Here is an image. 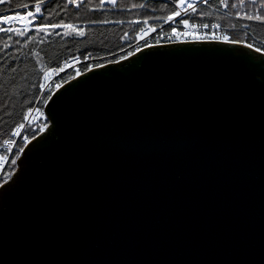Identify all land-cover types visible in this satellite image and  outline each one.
<instances>
[{
  "label": "water",
  "instance_id": "obj_1",
  "mask_svg": "<svg viewBox=\"0 0 264 264\" xmlns=\"http://www.w3.org/2000/svg\"><path fill=\"white\" fill-rule=\"evenodd\" d=\"M126 57L47 98L0 188V264H264V50Z\"/></svg>",
  "mask_w": 264,
  "mask_h": 264
},
{
  "label": "trees",
  "instance_id": "obj_2",
  "mask_svg": "<svg viewBox=\"0 0 264 264\" xmlns=\"http://www.w3.org/2000/svg\"><path fill=\"white\" fill-rule=\"evenodd\" d=\"M35 2L36 0H3L0 2V13L16 8L25 12L26 9L21 7L25 3L33 10ZM158 2L160 4L157 16L173 10L171 4L163 0ZM87 5V0L81 3L44 0L41 12L36 14L32 22L33 26L27 29L19 28L24 32L23 35L15 31H0V140L7 137L13 128L23 121L26 111L39 95L46 70L59 65L69 56L93 58L95 65L116 60L117 52L125 46L124 33L130 31L134 34L142 27L140 22L133 24L129 21L142 17L135 11L128 17H114L110 11H93V20L87 21ZM117 14L128 13L123 11ZM190 18L201 21L219 20L223 24L229 21L227 18L208 13L203 7L197 9ZM61 22L83 29L84 34L81 36L72 32L70 35H64L66 29L63 27H48L43 30L37 27L39 24L51 25ZM251 29L259 40L264 41V23H255ZM232 37L233 40H242L238 32H234ZM260 47L264 50V43H260ZM86 65L82 66V70ZM73 76L74 71H69L59 78V82ZM42 118L40 122L30 126V134L35 135L47 123L43 112Z\"/></svg>",
  "mask_w": 264,
  "mask_h": 264
},
{
  "label": "built area",
  "instance_id": "obj_3",
  "mask_svg": "<svg viewBox=\"0 0 264 264\" xmlns=\"http://www.w3.org/2000/svg\"><path fill=\"white\" fill-rule=\"evenodd\" d=\"M94 1L97 2V7L94 9H110L117 11L133 10L135 13H139L142 16L139 19L129 20L133 24L140 22L142 27L137 29L134 34H131L130 31L124 33L123 42L125 43V46L117 52L118 58L116 60L121 57H126L130 53H134L137 51V48L142 49L146 47V45L151 46L175 41H194L191 36H174L172 34L173 27L176 28L177 32L194 31L196 35L200 36H211L215 34L218 37H223L226 35L229 37V40H233V33L238 32L242 39L240 40L242 43L246 45L252 44L254 48H260L263 50L260 47V43H264V41L259 40L254 31L251 29L253 24L262 22L247 19L245 15L246 13L248 15H264V8L260 6L261 0H256L255 4H253L251 0H244L243 5L239 3V0H228L229 6L227 7L221 4L220 0H185L184 6L186 7L187 4H193L195 11L188 9L187 12H182L180 17H175L171 21L167 20V17L171 15L173 11L177 10V0H163L164 2L171 4L173 10L161 16L156 15L159 11V0H138V2H136V0H131L135 3H129L128 6L125 5V0H114V2L113 0ZM67 2H69V0H67ZM81 2H83V0H77L76 3ZM232 4H235L236 7H232ZM200 7L208 10V13L210 14L212 13L219 17L227 18L229 20L228 23L223 24L219 20L201 21L199 19L190 18V16H192ZM91 9L92 7H90V10ZM181 19L189 20L188 28H185V26L180 23ZM0 23L4 25L6 24L3 21H0ZM213 24L219 25V27L213 28ZM204 25H208V27L205 28ZM84 65H86V68L82 70V66ZM94 66L96 65L93 63V58L69 56L63 59L59 65L51 67L44 72L42 82L40 84L39 95L34 104L26 111L23 121L17 124L7 137L0 140V185H3L9 179V176L16 168V163L13 164V160L16 161L21 154L20 149H23L24 146L32 140L33 135L30 134V126L43 119V106L50 93L66 81L59 82V78L69 71H74L75 76L77 75V72L81 73ZM46 72L48 73L47 78L45 76ZM41 85H43V87H41ZM42 128L43 126L40 130ZM5 141H8V143H5Z\"/></svg>",
  "mask_w": 264,
  "mask_h": 264
},
{
  "label": "snow or ice",
  "instance_id": "obj_4",
  "mask_svg": "<svg viewBox=\"0 0 264 264\" xmlns=\"http://www.w3.org/2000/svg\"><path fill=\"white\" fill-rule=\"evenodd\" d=\"M0 2H3V0H0ZM70 3H76L77 0H69ZM114 2V0H113ZM251 2L253 4L256 3V0H251ZM220 3L223 4L225 7L229 6L228 5V0H220ZM239 3L241 5L244 4V0H239ZM44 4V0H36L35 4H34V11H27L25 15H20L19 12L16 13V15H4V16H0V21H3L5 23H11L13 20H22L25 22V26H27L28 24H31L32 22V19H35L36 18V14L37 13H40L41 10H42V6ZM185 0H177V10L173 11L171 13V15H169L167 17V20H173L175 17H180L181 16V13L182 12H187L188 9H192L193 11H195V8H194V5L193 4H187V6L185 7ZM143 6V5H141ZM232 7H236L235 4H232L231 5ZM262 8H264V0H261V5H260ZM21 7H23L24 9H28L29 5L27 3L21 5ZM246 15V18L247 19H250V20H258L262 23H264V15H260V14H252V15H248L247 13L245 14ZM180 23H182L185 28H188L189 27V20L188 19H181ZM37 27L41 30L45 29V28H48V27H53V28H56V27H63L66 29L64 35H70L72 32H75L77 35H83L84 32H83V29H78L76 28L74 25H71V24H65L63 22H61V24H39L37 25ZM205 28L208 27V25H204ZM213 28L215 27H219V25H216V24H213L212 25ZM0 31H4V32H7V33H11L13 31H15L17 34L19 35H23L24 32L19 29V28H16V29H13L11 27L7 28V29H4V28H0ZM143 31V30H142ZM172 34L174 36H184V37H188V36H191L192 40L194 41H200V40H223V41H228L230 43H233V44H240L242 43V41L240 40H229V37L228 36H223V37H218L216 36L215 34L211 35V36H200V35H196L194 31H186V32H177L176 28L173 27L172 28ZM146 47H148V45H146ZM248 48H252L253 45L252 44H248L247 45ZM137 51H140L139 48H137ZM256 51L257 52H260L261 49L260 48H256ZM129 55H134V53H130ZM128 57H121V60H125L127 59ZM117 63H119V61H117ZM96 67H103V65H96ZM62 70V69H61ZM54 71V70H53ZM80 73L77 72V76H79ZM45 76L47 78L48 76V73L46 72L45 73ZM41 87H43V85H41ZM59 87V86H58ZM49 99H51V97H49ZM48 127L47 124H45L43 126V128L41 129V131H43L44 129H46ZM33 139H35V135H33L32 137ZM5 143H8V141H5ZM20 151L22 152L23 149L21 148ZM16 161L13 160V164H15ZM9 179H11V176H9ZM0 188H3V185H0ZM0 195H2V193H0Z\"/></svg>",
  "mask_w": 264,
  "mask_h": 264
},
{
  "label": "rangeland",
  "instance_id": "obj_5",
  "mask_svg": "<svg viewBox=\"0 0 264 264\" xmlns=\"http://www.w3.org/2000/svg\"><path fill=\"white\" fill-rule=\"evenodd\" d=\"M130 4H134L135 2L134 1H131V0H125V5H129ZM87 6H88V11H86V20L89 21V20H93L94 16L91 14L93 11H98V12H104V11H110L112 12L113 16L114 17H121V16H131L132 15V11H126V10H122L120 12H118L117 10H102V9H94L97 7V2H95L94 0H87ZM34 6V5H33ZM90 7H92V9L90 10ZM19 8H16V9H12V10H7L6 12H2L0 13V16H4V15H16L17 12L20 13V15H25L27 11H34V9H26L25 12H20L18 11ZM126 12L128 14H117V13H121V12ZM35 19H32V22L34 21ZM31 22V24H28L27 26H25V22L22 21V20H13L10 24L9 23H6L5 25L4 24H1L0 23V28H31L33 26V23Z\"/></svg>",
  "mask_w": 264,
  "mask_h": 264
},
{
  "label": "bare ground",
  "instance_id": "obj_6",
  "mask_svg": "<svg viewBox=\"0 0 264 264\" xmlns=\"http://www.w3.org/2000/svg\"><path fill=\"white\" fill-rule=\"evenodd\" d=\"M106 63H107V62H106ZM103 64H104V63H103ZM100 65H101V64H100ZM89 69H90V68H89ZM81 73H82V72H81ZM81 73H80V74H81ZM76 76H77V75H75L74 77H76ZM71 78H72V77H71ZM69 79H70V78H69ZM69 79H68V80H69ZM66 81H67V80H66ZM66 81H65V82H66ZM65 82H63V83H65ZM63 83H62V84H63ZM60 85H61V84H60ZM60 85H59V86H60ZM56 88H57V87H56ZM51 93H52V92H51ZM51 93H50V94H51ZM40 131H41V130H40ZM40 131H39V132H40ZM39 132H38V133H39ZM38 133H37V134H38ZM37 134H36V135H37ZM32 139H33V138H32Z\"/></svg>",
  "mask_w": 264,
  "mask_h": 264
}]
</instances>
